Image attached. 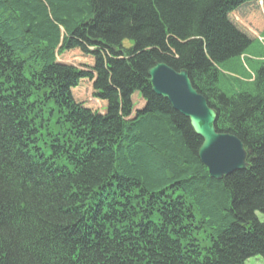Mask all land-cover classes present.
I'll use <instances>...</instances> for the list:
<instances>
[{"label":"trees","instance_id":"16d2710c","mask_svg":"<svg viewBox=\"0 0 264 264\" xmlns=\"http://www.w3.org/2000/svg\"><path fill=\"white\" fill-rule=\"evenodd\" d=\"M263 26L264 0H0V264L264 259ZM154 63L245 169L209 177Z\"/></svg>","mask_w":264,"mask_h":264},{"label":"water","instance_id":"95a60500","mask_svg":"<svg viewBox=\"0 0 264 264\" xmlns=\"http://www.w3.org/2000/svg\"><path fill=\"white\" fill-rule=\"evenodd\" d=\"M147 75L152 92L188 119L192 131L201 139L197 156L209 177H222L247 166L243 143L236 136L215 129L217 114L194 89L186 70L175 71L165 63H154Z\"/></svg>","mask_w":264,"mask_h":264},{"label":"rangeland","instance_id":"374dc122","mask_svg":"<svg viewBox=\"0 0 264 264\" xmlns=\"http://www.w3.org/2000/svg\"><path fill=\"white\" fill-rule=\"evenodd\" d=\"M261 33L264 34V26L256 32L254 37L260 36ZM242 62L244 64V61ZM256 216L261 222H264V213H256ZM244 264H264V259L261 257H249L244 261Z\"/></svg>","mask_w":264,"mask_h":264}]
</instances>
